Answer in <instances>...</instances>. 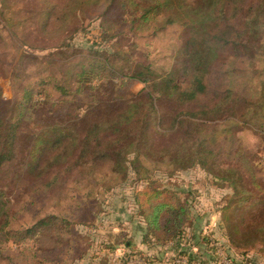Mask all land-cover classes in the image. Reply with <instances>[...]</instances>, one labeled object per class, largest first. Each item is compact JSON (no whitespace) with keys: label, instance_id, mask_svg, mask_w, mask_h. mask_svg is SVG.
Listing matches in <instances>:
<instances>
[{"label":"trees","instance_id":"16d2710c","mask_svg":"<svg viewBox=\"0 0 264 264\" xmlns=\"http://www.w3.org/2000/svg\"><path fill=\"white\" fill-rule=\"evenodd\" d=\"M83 2L90 7L100 0ZM92 14L101 18L104 31L116 21L134 33L157 34L179 25L182 46L169 68L159 73L127 54L114 55L120 41L116 34H122L118 29L108 48L89 56L74 72L66 70L64 85L54 82L60 92L54 100L47 96L33 102L32 88L23 89L27 96L21 102L0 99V253L20 235L65 222V216L49 214L15 227L18 213L30 210L31 204L22 200L12 210L14 201L5 198V190H16L22 181L53 187L74 172L80 180L86 170L103 163L122 177L129 168L135 174L144 168L145 174L142 157L172 172L192 166L210 172L232 188L229 202L235 214L254 196L249 184L258 187L261 180L259 164L237 131L248 127L264 140V0H108ZM105 53L115 63L103 58ZM92 77L99 82L91 84ZM134 81L144 87L131 90ZM84 91L88 102L82 108L78 93ZM31 125L35 131L29 130ZM134 196L147 242L173 241L192 222L188 203L165 186L152 184ZM261 203L243 225L232 227V241L264 244ZM127 245L132 255H142ZM241 255L240 262L230 260L245 264L250 259L247 251Z\"/></svg>","mask_w":264,"mask_h":264},{"label":"rangeland","instance_id":"374dc122","mask_svg":"<svg viewBox=\"0 0 264 264\" xmlns=\"http://www.w3.org/2000/svg\"><path fill=\"white\" fill-rule=\"evenodd\" d=\"M83 1L0 0L2 102L23 101L27 96L24 88H32L33 102L43 101L47 96L54 100L60 96L54 82L64 85L66 70L74 72L88 62L89 56L108 48V42L114 40L111 36L118 29L122 34H116L120 41L112 51L116 57L127 54L133 61L150 64L159 73L169 68L173 55L182 46L179 25H169L157 34L134 33L116 21L104 31L101 18L92 12L103 8L108 0H100L90 7ZM102 57L114 62L108 53ZM98 82L92 77L90 83ZM143 87L139 81L129 85L133 91ZM80 93L78 98L83 108L88 99L85 91ZM239 128L237 135L259 164L261 180L258 187L249 184L254 196L241 203L235 214L229 202L233 198L232 188L200 166L172 172L165 169L164 164H151L141 157L146 173L143 174L144 168L136 174L129 168L122 177L110 172L107 163H103L99 168L86 170L80 180L78 172H74L53 187H44L40 181L34 185L22 181L16 190L6 189L5 198L14 201L10 205L12 210H16L22 200L31 204L30 210L18 213L15 227H27L32 219H43L49 214L57 219L65 216V222L45 224L38 232L9 241L0 253V264H233L230 259L242 261L244 251L250 257L245 264H264L263 243L231 240L232 227L236 223L243 225L261 201L264 205V140L248 127ZM29 130L35 131L36 127L31 125ZM22 146L25 148L29 143ZM152 184L173 190L190 208L191 224L183 226L181 237L164 244L145 241L144 224L134 196ZM13 186L14 183H10L9 187ZM30 194L36 197L30 199ZM127 242L134 246V252L137 250L142 255H132ZM259 249L262 255L257 253ZM146 257H149L147 263Z\"/></svg>","mask_w":264,"mask_h":264},{"label":"crops","instance_id":"0c3cea01","mask_svg":"<svg viewBox=\"0 0 264 264\" xmlns=\"http://www.w3.org/2000/svg\"><path fill=\"white\" fill-rule=\"evenodd\" d=\"M182 252V254H185V252L184 251H181ZM178 254H179V252H178Z\"/></svg>","mask_w":264,"mask_h":264}]
</instances>
